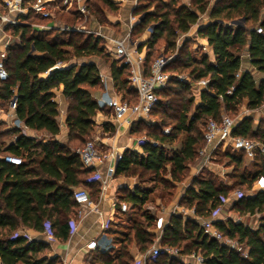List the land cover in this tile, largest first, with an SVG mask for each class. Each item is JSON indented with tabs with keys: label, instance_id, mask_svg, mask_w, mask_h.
<instances>
[{
	"label": "trees",
	"instance_id": "16d2710c",
	"mask_svg": "<svg viewBox=\"0 0 264 264\" xmlns=\"http://www.w3.org/2000/svg\"><path fill=\"white\" fill-rule=\"evenodd\" d=\"M192 2L197 11L182 6L179 0H147L145 6L135 11L136 15H141L155 5L154 12L147 13L130 35L135 38L153 27L143 44L146 47V72L155 60L153 55L159 41H164L166 52L174 51L178 33H188L198 23L199 14L209 11L210 0ZM86 5L89 14L100 23H107L105 9L113 15L120 9L119 3L112 0H86ZM67 13L68 22L63 20L64 13L59 16L56 12L54 18H43L30 11L26 16L18 17L21 23L3 27L7 35L18 39V43L7 48L5 67L9 78L0 81V110L7 111L10 100L16 96V118L28 129L45 131L52 138L38 141L22 134L17 126L5 131L13 134L14 139L0 148V154L20 157L23 163L16 166L0 159V264H58V258L46 257L48 244L29 241L17 232L19 227L44 233L48 224L54 238L65 241L71 232L69 223L79 211L73 190L83 186L91 197L100 191L99 183L88 181L93 171L83 168L71 143L84 142L95 129L97 113L109 111L100 109L90 92L102 87L98 67L91 63L78 66L73 61L96 56L110 62L115 93L131 104L138 100L128 80L129 66L108 57L102 38L60 29L37 30L32 26L47 24L51 19L73 26L83 19L74 8ZM208 14L210 23L201 26L198 34L212 49L214 62L205 53L194 57L180 51V55L177 53L165 68L169 72L171 67L179 66V73L185 70V78L189 81L207 80V90L201 94L203 104L194 108L193 87L186 80L171 77L167 87L158 92L160 101L151 111L150 116L159 115L158 124L149 126L154 130L149 133L151 138L140 146L141 151H124L116 176H138L143 177V181L146 176H152L154 184L158 182L163 188H174L185 179L189 163L195 162L198 150L204 144L208 119L220 122L224 115L236 112L244 101H247V109L252 111L263 107L264 0H216ZM237 20H242V24L226 25ZM257 28L263 32L258 33ZM245 49L252 71H242L241 54ZM58 62L64 67L56 69ZM46 71L50 73L43 77ZM254 71L260 74L259 78L254 76ZM60 87L69 103L68 145L54 139L60 128L53 90ZM4 124L0 122V125ZM252 124L250 117L236 121L233 134L264 144V126L253 127ZM145 125L144 121L133 122L129 134L138 133ZM103 128L110 134L115 130L110 123H105ZM165 128H170L168 134L163 132ZM183 134L181 146L168 153L167 147H172ZM152 141L158 145H153ZM215 155L226 160V167H232L228 173L230 185L218 181L210 170L203 169L178 203L188 209L194 208L198 216L207 219L223 204L222 198L240 190L243 196L232 202L228 210L239 216L261 215L256 228L232 219H218L213 224L224 238L247 249V257L205 234L190 216L173 214L162 230L161 244L178 249L181 257L176 259L161 252L152 264H187L182 257L192 253L201 255L205 264H264V190L254 189L257 179L264 177V154H258L250 162L244 154L232 150ZM167 173L168 179L164 177ZM153 190L154 187L149 189L138 183L134 189L126 186L118 190V206L125 202L129 208L121 212L118 207L105 231L116 247L115 252L91 251L88 264H134L135 248L139 253H145L153 246L156 233L151 228L155 230L156 217L144 210ZM124 218L129 227H124Z\"/></svg>",
	"mask_w": 264,
	"mask_h": 264
},
{
	"label": "built area",
	"instance_id": "2783aa9c",
	"mask_svg": "<svg viewBox=\"0 0 264 264\" xmlns=\"http://www.w3.org/2000/svg\"><path fill=\"white\" fill-rule=\"evenodd\" d=\"M56 0H0V81H6L9 78V74L5 67V59L7 56V48L13 44L14 38L7 35L3 27L7 24L17 25L21 23L18 19L19 16H26L30 11L34 14L40 15L43 18H49L53 16V5L52 3ZM65 4H71L77 2L78 12L83 18H88L89 11L87 9L86 0H63ZM115 3H125L129 0H112ZM142 0H133V8L141 7ZM145 1L143 0V6L145 5ZM58 8V7H57ZM152 12L150 9L147 10L146 13L141 15H134L130 17L129 23V33L128 36L123 38L120 41L114 42L113 53L116 59H119L123 64L129 66V75L128 80L130 86L136 91L137 94V102L134 104L129 103L127 100H123L120 95L116 94L112 88H109L108 82L103 75H100L101 82L104 85L105 89L100 94V96L96 99V103L99 108L102 110H107L111 113V116L114 121L120 122L125 126H131V124L135 121H145L150 115L151 111L160 101V97L158 92L163 89L171 76L165 71V68L168 62L171 60L170 58H166L164 56H159L156 58L148 72L145 71L144 61L145 57L141 56L137 52V42L131 41V32L134 24L141 22V17L146 16L147 13ZM114 24H118L121 20L113 21ZM242 20L233 21L231 23H226V25H241ZM210 23V21H209ZM33 28L37 30H51V29H60L63 31H75L82 33H90L95 30H88L82 26H69V25H59L57 26L55 22H51L49 24H33ZM152 32L153 27L151 26L148 29ZM258 33H262L261 28H257ZM94 33L100 34L98 31ZM101 35V34H100ZM113 43V42H112ZM136 47L131 52L129 47ZM133 48V47H132ZM64 67V64L58 62L55 68ZM50 71H46L42 76L45 77L49 75ZM181 81H188L190 85L193 87L195 91L194 95V103L193 107L196 108L203 104V100L201 97L202 92L207 90V80H200L198 82L189 81L185 77H177ZM13 92H15L13 90ZM230 93V91H229ZM17 107V97L13 96L9 102L8 110L6 112L7 116L12 119V125L22 128L23 124L20 120L16 118L15 110ZM3 112L0 110V116ZM236 122L233 121L228 116H223L221 121L218 122L214 119H208L204 134L203 140L204 145L198 150L197 153V164L195 174L191 176L190 180L186 183V188L191 186L192 181L198 175V173L203 169H208L217 176H220L225 179L227 176L225 172L226 166L221 167L220 169L215 170L212 166L217 164L214 160L216 153H226L229 150H232L237 153H242L245 156V159L250 162L258 154H264V144L254 140L247 139L239 136H235L233 131L235 129ZM165 134L169 133L168 129H164ZM46 141V139H42ZM148 140L146 138L136 139L135 145L140 148ZM153 145H158L156 141H152ZM125 149H121L117 146H113L111 150L105 152L104 154L98 148L96 142L88 141L82 147L75 150L76 154L79 156L80 162L83 168L92 170L93 174L88 178L89 182H97L100 186V193L102 196L106 192V190L110 186V181L113 179V175L115 173L116 164L120 162L123 157ZM2 159L12 165L20 166L22 165V159L20 157H16L11 154L2 155ZM103 165H108L107 173H103L100 170V167ZM225 185H230V183L224 182ZM128 186L131 189H134L136 186L135 182L129 183ZM254 189L256 190H264V177L261 176L257 179L254 184ZM243 193L240 190H235L232 192L227 198H222V205L219 209L212 213L211 218L204 219L197 215L194 208L188 209L177 204L174 206L169 212L168 216L173 214H184L186 216H190L200 227L203 229L204 233L213 237L222 244L228 246L230 249L235 250L242 254V256L247 257L248 252L243 246L238 244L237 242L224 238L221 233L215 228L214 221L221 219L223 221L227 220L222 217V214L225 210V207L230 205L232 202L241 198ZM73 198L74 201L79 206V215L87 209H95L97 210L96 204L93 202L90 193L84 187H78L73 190ZM119 207L121 212H126L128 210V205L125 202H122L118 206V200L115 198L113 201V209H117ZM113 219L107 220L103 225V233H101L97 239L91 240L86 245L87 250H100L101 252L110 251L114 246L112 244L111 238L107 236L105 231L108 229L110 222ZM166 224V220L164 217L160 216L155 219V233H161L164 226ZM71 232L70 235H73L78 228V223L71 219L70 223ZM44 234L47 237L48 241L54 240V236L51 232L49 225H46V230ZM28 239L30 237L28 235H24ZM159 236L158 238H160ZM156 242V241H155ZM153 246L146 251L145 253H138L135 257L134 264H152L155 258L161 253L164 252L171 257H176L179 254L178 249L176 248H165L163 249L161 245L155 243ZM195 264H205L204 258L196 253H192L190 255Z\"/></svg>",
	"mask_w": 264,
	"mask_h": 264
},
{
	"label": "crops",
	"instance_id": "0c3cea01",
	"mask_svg": "<svg viewBox=\"0 0 264 264\" xmlns=\"http://www.w3.org/2000/svg\"><path fill=\"white\" fill-rule=\"evenodd\" d=\"M133 3H134L133 0L131 1L129 0L125 3L119 4L120 16L122 14L121 10L123 7L130 8V14L127 17V19L121 21L115 26L110 25V24L107 26L98 25L99 28L98 30L96 29L101 34L99 35V37L102 38L104 42H106L104 43L105 53L108 55V57L111 60L115 59V55L113 53L114 42L120 41L124 37L128 36V33H129L128 25L130 23V17L136 15L135 11L139 9V8L137 9L133 8V5H134ZM141 4H142L141 5L142 7L143 0L141 1ZM144 4L146 5V1ZM52 5H53L52 9L57 8L58 5L62 6V9H60L59 12H65V11L68 12L71 8L72 9L74 8L78 11L77 2H74L71 5V4H65L63 0H56L55 2L52 3ZM54 16H55V12H53V18ZM89 16L91 15L88 14V17ZM51 22H55L57 26L63 25L60 22L56 21L55 19H51L49 23ZM97 24L98 23L95 20V18L92 17L93 28L96 27ZM207 24H204L202 26H206ZM135 25L136 24H134L133 27ZM117 30H119V32ZM116 33H120V34L118 35ZM150 35H151V32L147 29L141 35V37L138 38L139 40L138 46L143 47L141 49H139L138 47L139 50L137 51L139 54H141V56H144V57L146 56V47H144L143 44L150 37ZM198 42L201 46L205 47V49L207 50L205 54L209 57L210 61L214 62L215 57H214L212 49L207 44V41L204 38H201L198 40ZM13 43H18V39L14 38ZM241 57H242V71H247V70L252 71L253 68L251 67L249 56H248V51L246 49L243 50ZM73 63L78 66L83 65V64H89V63L95 64L100 71V75H103L106 78L109 88H112L114 90L113 82L111 78V63L110 62H106L104 59L100 57L93 56L90 58L76 59L75 61H73ZM253 74L256 78L260 77V74L256 71H254ZM104 89L105 87L102 84L101 88L97 90L95 89L90 90V92L92 93L94 99L96 100L100 96V94L104 91ZM53 92L55 93L54 100L56 103H58L59 115L57 117V122L60 128V133L57 136H55L54 139L58 141L59 143H61L62 145H68L69 144V138H68L69 128L67 126L66 120H67V112H68L69 103L62 94V87H60L59 89L57 88L54 89ZM245 104L247 105V101H245ZM262 108H264V105ZM2 112L3 114L0 116V121H3L4 123L9 124L10 127H13L12 119L8 117L6 114L7 111L5 112L2 111ZM101 113H104V112L102 111L98 112L97 115L94 117V121L96 123L95 128L97 129L100 128L102 131V136L99 139H100L101 144L105 148V150L109 151L111 150L113 146H117L123 150L124 149L125 150L134 149V150L141 151L140 148L135 145L134 138L131 137L130 135L128 136L129 131H130V126L127 127L124 124H121L120 122L114 121L112 116L110 119H103V117L101 116ZM99 116H101L102 118H100ZM105 123H110L114 127L115 135L108 136V133H106L103 128ZM21 130H22V134L29 136V137H34L38 141H41L42 139L48 140L52 138L51 135H49L45 131L30 130L25 125L22 126ZM0 159H2V154H0ZM100 170L103 173H107L108 165L101 166ZM115 173H116V168H115ZM115 173L113 175V179L110 181L109 188L106 190L103 196L100 193V191L97 192L96 194L95 193L92 194L91 198L93 202L96 204L97 210L87 209L82 213V215H79V211H78V214L76 218L74 219L78 223L77 231L73 235H70L67 240L63 241L56 237L54 240L48 241L44 233H39L34 230L27 229L23 226H20L17 232L20 235H28L30 237L29 241L35 240L38 242L48 244L49 251H47L46 257L50 259L58 258L59 264H88L87 259H88V256L91 254V250L89 251L86 249L87 243H89L93 239H97V237L101 233H103V225L107 220L114 219L116 210L113 209V201L115 200V198L117 199L118 190L121 189L122 187L128 186V183L125 182L126 180L125 177H121V176L118 177L116 176ZM254 225L255 226L258 225V220L254 222ZM182 260L184 262H187V264H195L194 259L190 255L182 257Z\"/></svg>",
	"mask_w": 264,
	"mask_h": 264
},
{
	"label": "rangeland",
	"instance_id": "374dc122",
	"mask_svg": "<svg viewBox=\"0 0 264 264\" xmlns=\"http://www.w3.org/2000/svg\"><path fill=\"white\" fill-rule=\"evenodd\" d=\"M131 1V0H130ZM180 4L182 6H186L187 8H189L190 10H196L195 9V6L192 2V0H179ZM216 0H210L209 2V7H208V10L210 11V8L215 4ZM62 9V6L58 5V8H54L52 9L53 12H58L59 16L64 13V16H63V20L64 21H67L68 17H69V14L67 13V11L65 12H59V10ZM152 12H154L155 10V5L152 4L151 7L149 8ZM197 11V10H196ZM208 11V12H209ZM126 12V13H125ZM205 13V14H199V21L196 25L192 26L190 31L186 34H183V33H178V36H177V40H176V47L174 49V51H165V44H164V41H159L158 45L156 46L155 48V53L153 55V58H158L159 56H164L166 58H175L177 56V53L178 55H180V51L182 52H188L190 55L192 56H196V57H200L202 54L206 53L207 50L205 49V47L201 46L198 42L199 39H201L202 37L199 36L198 34V30L199 28L204 25V24H207L209 22V14ZM121 16H120V12L118 11L115 15L109 13L107 11V9L104 10V14L106 16V19H107V23H103V22H99L95 17V20L97 21V25L95 28V31L98 30L99 26L98 25H101V26H107V25H116L114 24L113 21H116V20H125L127 19V17L129 16L130 14V8H126V7H123L122 10H121ZM126 16V18H125ZM68 22V21H67ZM76 26H82V27H85L86 29H88L89 31L90 30H94L93 26H92V16H89L88 18H83L82 20H80L78 22V24H76ZM97 29V30H96ZM95 31H91L90 33H86V35H89V34H92L94 35L95 37H99L100 34H96L94 33ZM119 32V30H117ZM116 34H120V33H116ZM124 37V36H123ZM141 37V35L139 36H136L135 35V38H130L132 42H137V51L139 50L138 49V38ZM125 38V37H124ZM106 43V42H104ZM133 47V48H132ZM132 47H129L128 50H130L131 52L134 50V46ZM116 59V58H115ZM170 63V61L168 62V64ZM179 67V66H178ZM178 67L177 68H174L171 67L170 71L167 72L171 77L175 76V77H185L186 76V71L185 70H182L181 73H179V70H178ZM171 79V78H170ZM169 84V81L168 83L166 84L165 87H167V85ZM194 91V89H193ZM195 93V91H194ZM101 116L103 117V119H110L111 118V113L110 112H104V113H101ZM101 116H99L100 118H102ZM98 117V118H99ZM159 115H156V114H153L152 116H150L147 120L144 121V123L146 124L145 126H141L139 129L140 131L138 133H135L133 135H130L128 134V136L130 135L131 137L134 138V142L136 139H141V138H146L147 140H149L151 138L150 134L149 133H152V129L149 128V126H155L158 124V119ZM233 121H239L240 119H243L245 117H250L252 118L253 120V127H256L258 125H261V126H264V108H260L258 110H249L247 109V105L245 104V101L243 102V104L238 108V110L234 113H231L229 114V116ZM0 122H3V121H0ZM9 124L5 123L4 125H0V132L2 131V135L0 136V148H3L5 147L6 145H8V143H10V141H12L14 139V136L13 134L11 133H7L5 131H7L9 128ZM168 129L170 130V128H165V130ZM115 135V132L113 133H108V136H113ZM102 136V131L101 129H97L95 128L93 133L85 139L84 142H79V141H73L71 143V147H72V150L75 151L77 150L78 148L82 147L83 144H85L86 142L88 141H94L96 142L98 148L100 149V151L104 154L105 152H107V150H105V148L103 147V145L101 144L100 142V137ZM185 135H181L178 139L177 142H175V144L172 146V147H167V151L168 153H172V151L174 149H178L180 146H181V143L184 139ZM204 145V144H203ZM201 148V147H200ZM199 148V149H200ZM215 162L217 164H215L214 166H212L215 170L217 169H220L221 167L225 166V162L226 160H224L223 158H219L217 156H215L214 158ZM218 160V161H217ZM196 164H197V158L195 160V162L193 163H189V167H188V171L186 173V177L185 179L179 184H176L174 188H163V186L161 184H159L158 182H156V184H154V182H152L151 180H153V177L152 176H146L145 180L143 181V177L142 178H139L138 176H130V177H125V182H127L128 184L129 183H132V182H135L136 185L137 183L140 184L141 186H144V187H147V188H153L154 187V190H153V193L151 194L150 196V200L148 201V203L145 205L144 207V210L148 211L149 213H151L152 215H154L156 218L157 217H164L165 220L167 221L168 219V212L171 210V208H173L174 206H176L178 204V201L180 200V198L184 195L185 191H186V183L190 180L191 176L195 174V171H196ZM169 170V168H168ZM230 171H232V167H226L225 168V172L227 174V176L225 177L224 180H222L223 178H221L220 176H217L216 174H214L218 181H221V182H227V183H231V180L229 179L228 177V173H230ZM166 179H168L170 176H169V173H167L165 176H164ZM184 207V206H182ZM186 208V207H184ZM229 205L227 207H225V210L222 214V217L225 218V219H232L236 222H242L244 225H247L251 228H256V226L254 225V222H256L261 215H254V216H239L237 215V213L233 212L231 213L229 210ZM182 216H185L184 214H182ZM140 219V218H139ZM123 224H124V227H129V224L128 222L125 224L124 222L126 221V218H124L123 220ZM151 230H153V232H155L154 229L151 228ZM159 236L162 237V232L161 233H156V239H155V243L161 245V247L163 249L167 248V246H163L161 244V237L158 238ZM115 249L116 247L112 248L110 251L111 252H115ZM138 250L135 248L134 249V258L136 255H138ZM169 257H171L169 255ZM181 256L178 254L176 257H173V258H180ZM89 258V256H88ZM59 264V263H58Z\"/></svg>",
	"mask_w": 264,
	"mask_h": 264
},
{
	"label": "water",
	"instance_id": "95a60500",
	"mask_svg": "<svg viewBox=\"0 0 264 264\" xmlns=\"http://www.w3.org/2000/svg\"><path fill=\"white\" fill-rule=\"evenodd\" d=\"M145 15L143 17H141V21L144 19ZM59 69V68H56ZM118 163L116 164V168H117Z\"/></svg>",
	"mask_w": 264,
	"mask_h": 264
}]
</instances>
